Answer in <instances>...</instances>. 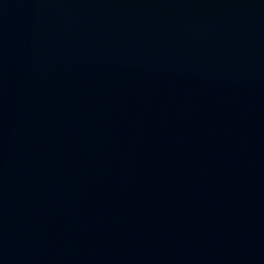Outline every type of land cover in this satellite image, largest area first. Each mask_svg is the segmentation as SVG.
Masks as SVG:
<instances>
[{
  "label": "water",
  "instance_id": "obj_1",
  "mask_svg": "<svg viewBox=\"0 0 264 264\" xmlns=\"http://www.w3.org/2000/svg\"><path fill=\"white\" fill-rule=\"evenodd\" d=\"M0 264H264V0H0Z\"/></svg>",
  "mask_w": 264,
  "mask_h": 264
}]
</instances>
